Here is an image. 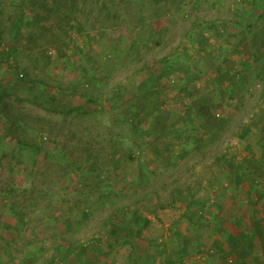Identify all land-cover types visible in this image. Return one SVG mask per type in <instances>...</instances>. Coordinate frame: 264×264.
Listing matches in <instances>:
<instances>
[{"label": "rangeland", "instance_id": "obj_1", "mask_svg": "<svg viewBox=\"0 0 264 264\" xmlns=\"http://www.w3.org/2000/svg\"><path fill=\"white\" fill-rule=\"evenodd\" d=\"M0 264H264V0H0Z\"/></svg>", "mask_w": 264, "mask_h": 264}]
</instances>
